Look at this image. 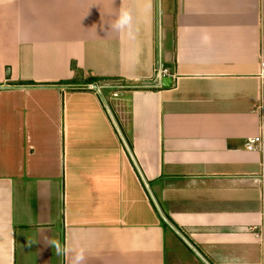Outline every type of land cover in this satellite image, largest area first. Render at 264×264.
<instances>
[{"label": "crops", "instance_id": "crops-1", "mask_svg": "<svg viewBox=\"0 0 264 264\" xmlns=\"http://www.w3.org/2000/svg\"><path fill=\"white\" fill-rule=\"evenodd\" d=\"M260 59L264 0H0V264H264Z\"/></svg>", "mask_w": 264, "mask_h": 264}, {"label": "built area", "instance_id": "built-area-1", "mask_svg": "<svg viewBox=\"0 0 264 264\" xmlns=\"http://www.w3.org/2000/svg\"><path fill=\"white\" fill-rule=\"evenodd\" d=\"M154 72L155 77L169 75L167 70L162 67L155 68ZM258 74L261 78V81H264V59H260L259 61ZM91 88L97 89L98 85L92 84ZM244 147L246 150L258 151L262 155V153L264 152V124H261L259 126V130L255 135H251L245 138ZM260 167L261 174L264 175V155H262L261 157Z\"/></svg>", "mask_w": 264, "mask_h": 264}, {"label": "rangeland", "instance_id": "rangeland-1", "mask_svg": "<svg viewBox=\"0 0 264 264\" xmlns=\"http://www.w3.org/2000/svg\"><path fill=\"white\" fill-rule=\"evenodd\" d=\"M77 78H80L77 74ZM101 87L100 90V94H101V98L105 104V106L107 107L108 111L110 112V114H112V107H119V95L120 92H122V90H126L127 87L123 86L121 83L119 82H106V83H101ZM100 85V84H99ZM81 89H91V84H86V85H81L78 86Z\"/></svg>", "mask_w": 264, "mask_h": 264}, {"label": "clouds", "instance_id": "clouds-1", "mask_svg": "<svg viewBox=\"0 0 264 264\" xmlns=\"http://www.w3.org/2000/svg\"><path fill=\"white\" fill-rule=\"evenodd\" d=\"M130 23V14L127 11H121L115 20L114 27L117 30H120L128 27ZM50 245L56 249L57 255H60L65 251L58 241H53ZM71 251L73 252L71 264H82L83 260L85 259V249L80 247L78 249H72Z\"/></svg>", "mask_w": 264, "mask_h": 264}, {"label": "trees", "instance_id": "trees-1", "mask_svg": "<svg viewBox=\"0 0 264 264\" xmlns=\"http://www.w3.org/2000/svg\"><path fill=\"white\" fill-rule=\"evenodd\" d=\"M100 79H103V78H100V77H89L86 80V84H91V82L94 83L95 81L100 80Z\"/></svg>", "mask_w": 264, "mask_h": 264}, {"label": "water", "instance_id": "water-1", "mask_svg": "<svg viewBox=\"0 0 264 264\" xmlns=\"http://www.w3.org/2000/svg\"><path fill=\"white\" fill-rule=\"evenodd\" d=\"M161 85H162V86H165V84H164V83H162Z\"/></svg>", "mask_w": 264, "mask_h": 264}]
</instances>
